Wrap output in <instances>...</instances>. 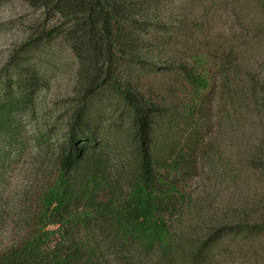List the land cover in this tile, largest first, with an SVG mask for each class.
<instances>
[{
    "label": "rangeland",
    "instance_id": "1",
    "mask_svg": "<svg viewBox=\"0 0 264 264\" xmlns=\"http://www.w3.org/2000/svg\"><path fill=\"white\" fill-rule=\"evenodd\" d=\"M184 1L171 0L184 3L179 18L184 27L193 23V30L186 41L160 44L174 57V69L156 81L175 85L189 51L213 42L224 47L226 67L216 74L197 121L187 128L178 122L155 130L158 138L168 133L183 153L194 149L183 175L187 201L168 218L173 256L163 258L157 250L125 255L103 241L102 264H264V230L259 228L264 224V0ZM44 18L42 8L28 0H0V83L9 80L17 90L13 70L20 47L61 22L57 16ZM30 63L37 75L31 103L0 133V251L27 233L36 191L53 170L84 93L79 62L62 37L36 51ZM116 105L114 94L102 93L90 106L91 124L98 127L108 166L113 173L120 170L127 184L134 146L127 117ZM218 228L232 229L201 250ZM104 235L112 237L107 229L98 232L101 239Z\"/></svg>",
    "mask_w": 264,
    "mask_h": 264
},
{
    "label": "trees",
    "instance_id": "2",
    "mask_svg": "<svg viewBox=\"0 0 264 264\" xmlns=\"http://www.w3.org/2000/svg\"><path fill=\"white\" fill-rule=\"evenodd\" d=\"M28 1L42 8L45 18L57 16L61 22L20 47L13 70L17 90L9 80L0 83V133L10 128L17 111L31 103L37 83L32 56L57 37L70 45L79 62L84 93L53 170L36 191L29 229L0 251V264H102L103 241L125 255H150L157 250L163 258L173 256L168 218L187 201L183 175L190 168L194 149L183 153L166 138L168 133L158 138L155 130L172 128L178 122L187 128L197 121L215 88L216 74L226 67L221 55L224 47L213 42L190 50L176 70L175 85L161 86L157 78L174 69V57L162 46L171 39L186 41L193 30V23L184 27L179 18L184 3ZM160 61L165 65L159 66ZM102 93L114 94L116 106L127 117L134 146L127 184L120 180V170L111 171L98 127L91 124L90 106ZM259 228L264 230V224ZM103 229L112 237L101 239L98 232ZM226 230L211 232L201 250Z\"/></svg>",
    "mask_w": 264,
    "mask_h": 264
}]
</instances>
